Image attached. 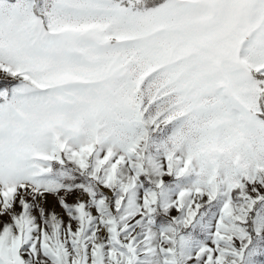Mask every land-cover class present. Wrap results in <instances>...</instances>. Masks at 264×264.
Returning <instances> with one entry per match:
<instances>
[{
	"label": "snow or ice",
	"instance_id": "1",
	"mask_svg": "<svg viewBox=\"0 0 264 264\" xmlns=\"http://www.w3.org/2000/svg\"><path fill=\"white\" fill-rule=\"evenodd\" d=\"M0 264H264V0H0Z\"/></svg>",
	"mask_w": 264,
	"mask_h": 264
}]
</instances>
